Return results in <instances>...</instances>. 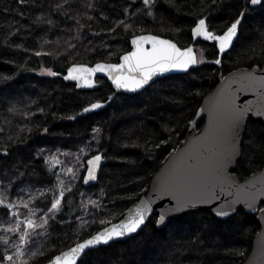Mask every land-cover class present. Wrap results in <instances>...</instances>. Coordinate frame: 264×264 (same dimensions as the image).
Wrapping results in <instances>:
<instances>
[{
	"label": "trees",
	"instance_id": "16d2710c",
	"mask_svg": "<svg viewBox=\"0 0 264 264\" xmlns=\"http://www.w3.org/2000/svg\"><path fill=\"white\" fill-rule=\"evenodd\" d=\"M62 2L31 0L21 4L19 0H0V129L3 130L0 147L7 145L10 152L7 157L0 153V177L18 179L11 188L14 196L6 195L19 203L17 193L24 189L27 194L30 186L36 197L32 203L38 216L41 210L47 211L53 196L59 195L57 178L50 171L59 173L65 185L71 187V192H65L62 211L56 213V220L49 221L51 227L44 237L32 234L36 243L30 245L28 264H45L53 255L101 229L99 219L81 227L77 216L91 220L81 208L82 199L86 202L91 198L107 205L109 211L102 218H112V222L120 219L138 200L169 151L182 142L203 96L227 72L256 65L249 57L264 48V7H252L247 0H216V3L179 0L180 11L170 9L161 0L156 22L141 13L131 21L134 32L129 30L127 34L123 26L115 32L109 29L125 18L126 8L131 15L142 3L69 0L64 10H58L56 5ZM89 3L94 8L87 7ZM60 11H67V16ZM241 12L246 15L238 27L234 47L223 53L220 64L214 63L219 58L215 42L193 41L191 29L195 21L206 18L211 30L222 34ZM37 17H42L44 22ZM140 33L167 37L180 47L193 44L196 51H203L205 61L187 73L159 78L132 95L115 92L102 77L96 79L98 86L92 90H77L73 83L63 79L73 63L117 62L130 49V38ZM69 44L75 48L69 49ZM37 51L46 54L36 56ZM263 63L261 60L260 65ZM42 69H51L58 75H47ZM94 102H106V105L78 115ZM11 107H15V113L9 112ZM25 113L34 115L26 119ZM45 127L49 129L47 133L43 131ZM94 128L101 129L99 143L92 139ZM253 139L257 141L255 146ZM162 140L167 143H161ZM262 142L264 124L249 119L241 144L242 154L234 169L238 178L262 168ZM86 144H90L91 150L85 149L84 164L90 156L103 152L104 163L96 183H84L85 168H78V163L74 169L79 178L73 179L67 171L74 162L69 156ZM41 150L63 153L61 168L52 167L48 161L46 164ZM41 192L47 194L43 203L39 199ZM80 193L86 195L82 198ZM88 208L95 212L92 206ZM19 211L22 216L29 215L27 209L21 207ZM6 212L7 209L0 207V222L4 226L10 219ZM156 218L157 215H152L138 234L89 252L86 264H241L260 227L255 214L243 209L223 222L203 209L170 219L159 228ZM1 232L0 241L1 235L12 242L18 236ZM12 246L0 242V256L7 249L13 251ZM231 249L242 254H232ZM33 251L36 256H32Z\"/></svg>",
	"mask_w": 264,
	"mask_h": 264
},
{
	"label": "snow or ice",
	"instance_id": "6c2138e0",
	"mask_svg": "<svg viewBox=\"0 0 264 264\" xmlns=\"http://www.w3.org/2000/svg\"><path fill=\"white\" fill-rule=\"evenodd\" d=\"M31 0H19V3H30ZM132 4L142 3V7L138 8L135 13L129 15V11L126 8L124 10L125 18L117 21L114 28L109 29V32H115L117 28L123 26L125 34L129 30H133V24L131 23L133 17L143 13L145 17L151 18L155 23L157 14L159 13V4L161 0H131ZM170 9H176L180 11L178 7L179 0H164ZM216 3V0H213ZM251 6L264 7V0H247ZM69 5V0H63L62 3L57 4L58 10H64L65 6ZM131 6V5H130ZM89 8H94V5L89 3ZM60 14L67 16V11H60ZM246 12H241L239 17L227 27L223 34H217L215 30H211V25L206 23V18H199L195 21V27L191 29V35L193 40L202 38L204 41H214L215 46L218 47L219 53L223 54L230 47H234V39L238 37V26L241 25L242 19L245 17ZM161 23L163 24V14L160 13ZM107 19V17H104ZM92 19V17H89ZM37 20L43 23L42 17H37ZM49 24L52 21H48ZM79 23V21H77ZM83 25H81V28ZM144 31L143 28L140 29ZM94 36L100 35V33H92ZM79 38V36L77 37ZM47 43V41H45ZM131 50L126 51L120 56L119 63H96L94 66H87L85 64L73 63L67 68V75L63 77L65 81H75L77 88H92L94 87L93 77L96 73H104L111 81L112 85L117 90H123L127 93H136L149 82H154V77L163 76L172 70H179L187 72L190 67L201 64L204 61L197 57L193 47L180 48L170 39H162L158 35H133L130 41ZM107 47V45H105ZM75 48V45L69 44V49ZM252 51H256L255 48ZM46 53L37 51L36 56H41ZM203 55V51L201 52ZM256 62V67H253L251 72L245 71L241 73L239 82L241 88L238 91L254 90L261 96H264V68H261L260 61L264 60V48L259 52H256L255 56L249 57ZM216 64H220L221 60L216 59ZM47 72L50 76H57L58 73L51 69H42V72ZM259 73V74H257ZM5 80L11 79V77H4ZM112 99V97H109ZM239 99L238 96L228 92H222L216 99V103L213 104L211 109L212 120L208 132L203 137H197L195 143L199 145V157L200 162L197 164H190L188 160L192 157H188L181 167L166 174V176L154 186V190L163 195H170L176 200L175 210L191 209L195 208L198 203H204L208 200H218L220 193L223 192L225 186L231 187L229 183L230 177L227 174V164L230 163L236 155H241L242 152L239 148L238 138L241 135L242 128L244 126L245 115L252 111L253 105L248 102L246 106H241L236 103ZM103 105L99 102L91 103L89 106L84 107L82 112L78 115H84L100 109ZM259 109L264 111V104L259 106ZM41 113L44 109H39ZM9 112L15 113V107L9 108ZM32 113H25V118H29ZM76 117H69V119H75ZM3 130L0 129V132ZM32 129H29L31 132ZM45 133L49 131L47 127L43 130ZM101 135L100 128L93 129V140H96ZM12 140V137H8ZM251 139V138H250ZM161 143H167V141H161ZM257 144L256 140H252V145ZM160 145H156L159 147ZM220 147L222 150L217 151ZM261 148L264 149V142L261 143ZM85 149H90V144L84 145L80 149V153L77 155L78 166L86 168L87 174L83 177L84 183L88 184L89 181H95L97 179V170L101 166L102 155L95 154L91 158L86 159V164L82 162V156ZM0 153L7 157L10 155L9 147L7 145L0 147ZM59 154V150H57ZM41 156L45 153L41 150ZM67 155V154H66ZM47 164V159H45ZM57 163H60L57 161ZM68 173L72 174L73 179L79 178L74 168H68ZM50 175H55L59 186V195L53 196L50 202V207L47 211H42L40 215H36V205L32 203L36 197L33 196V190L29 188L27 194L24 189H20L17 193L19 203L12 201L6 195V193L13 187V181L9 180L7 187H5L3 178H0V207L7 209L6 215L9 216V221L3 227V230L8 233L17 234L19 237V245L16 246L14 255L5 254L0 256V264H28L27 261L19 260L24 256V248L29 247V242L35 244L36 241L32 239V234L40 236L47 233V229L51 227L50 220H56V213L62 211V200L65 199V192H71V187L65 185L64 181L60 179L59 173L50 171ZM21 176L25 173H20ZM217 189L220 192H217ZM242 189L237 188V193ZM39 191V190H36ZM55 193V188L53 189ZM83 198L86 194L80 193ZM264 195V192L252 193L246 197L244 202L247 207L253 208L257 196ZM40 201L43 203L47 199V194L40 193ZM240 197L237 196L235 201H226V206L231 209L232 212L235 209L232 207L234 203L239 202ZM150 201L141 200L140 204L135 208L127 210V214L118 223H113L112 218H102L106 212H108L107 205L101 204L99 201L89 198L86 202L82 199L81 208L84 209L86 215L91 217V220H86L81 216H77L76 219L80 220L81 227L90 226L96 223L99 219V224L102 226L99 231L91 235L89 238L84 239L82 242L77 243L74 247L67 252H62L59 255H53L48 259V264H86L85 257L89 252L96 250L101 245H110L114 241H119L124 238H130L133 234H138L142 230V226H146V219L148 213H150ZM92 206L95 212L89 211L88 206ZM27 209L29 215L24 219H21L20 208ZM264 213V209H259ZM214 215L221 218L223 222L224 218L229 217L230 211L225 207H220L218 210L213 209ZM35 217V218H33ZM14 220L15 224L12 225L11 221ZM166 223L165 214H161L156 221L157 228ZM38 229L42 231H37ZM2 242L6 247L11 244V239L5 238ZM232 254H242L239 250H229ZM36 251L32 252V256H36ZM47 258V257H46Z\"/></svg>",
	"mask_w": 264,
	"mask_h": 264
},
{
	"label": "water",
	"instance_id": "95a60500",
	"mask_svg": "<svg viewBox=\"0 0 264 264\" xmlns=\"http://www.w3.org/2000/svg\"><path fill=\"white\" fill-rule=\"evenodd\" d=\"M249 5H250V3H249ZM193 27H195V25ZM149 34H152V33H140L137 35H149ZM152 35H156V34H152ZM158 36L162 39H169L167 37H163L160 35H158ZM132 38H133V36L130 38V41ZM196 40H203V39L197 38ZM196 40H193V41H196ZM235 40H236V38L234 39V42H235ZM173 42L176 43L175 41H173ZM177 46L180 47L178 44H177ZM186 47H193L194 52L196 53V55L198 57L197 51H196L193 44H190V45L185 46V47H180V48H186ZM130 50H131V44H130V49L128 51H130ZM123 54H121L120 56H122ZM222 55L223 54L219 53L218 59H220L222 57ZM120 56H119L117 62H110V63H119L120 62ZM96 63H109V62L98 61V62H95L92 64H86V63H76V64H85V65L91 67V66H94ZM195 67H197V65L190 67L189 70L194 69ZM253 67H256V65H253L251 67H238L236 69H233V70L227 72L216 82V84L213 86L211 91L203 96V98L200 102V105L198 106L196 113H195L193 119L191 120V122L187 128V131L185 133V136H184L182 142L176 148L171 149L169 151V153L165 156L162 163L159 165V167L152 174L146 188L144 189L142 194L139 196L138 200L135 202V204L132 207H130V208H135L137 205L140 204L141 200L150 201L151 202L150 207H151L152 211L150 213H148V218L146 219V223L152 215H157V218H156V221H157L159 216L163 213V214H165L166 222H167L170 219L180 217L181 215H183L185 213H188L191 211H196L198 209L206 210V211H208L214 215L213 209L218 210L220 207H225L226 210L230 211L231 214L229 216L234 214L238 209H243L244 211H246L248 213L255 214L256 219L258 220L260 227H259L257 234L252 239L251 247H250L248 254L244 258V260L241 262V264H264V213H262L259 210V209H264V195L257 196L256 201H255V206L253 208L247 207L245 202H244L245 198L250 196L252 193L264 192V164H263L261 169L254 171V172L250 173L248 176L240 179L234 173V169L236 167L237 161L239 160V158L241 156V155H236L233 158V160L227 164V174L230 177L229 183L232 186L231 187L225 186L223 192L220 193V198L218 200H208L204 203H198L195 208H191V209H180V210L174 211V209L176 208V200L173 199L170 195H163V194L156 192L154 190V186L157 185L166 176V174L177 169L178 167H181L184 164V161L188 157H192V159L188 160V163H190V164H197L200 162L199 151H201V149H199V145H197L195 143V141H196L197 137H203L208 132L210 122L212 120L211 109L213 107V104L216 103V99L218 98V96L222 92L230 91L231 93L238 96L239 99L236 100V103L238 105H241L242 107L246 106L248 102H251L253 105L252 111L248 112L244 117V126L242 128L241 135L238 138L240 151H241V144H242V140H243V136H244L245 127H246L248 120L252 118L254 120H259L264 124V111L259 109V106L264 104V96H261L257 91H254V90L238 91V89L241 88V84L239 82V78H240L241 73H243L245 71L251 72ZM260 67L264 68V63L262 65H260ZM187 72L179 71V70H172V71H169L168 73L164 74L163 76L154 77V82L159 78H164V77L169 76V75L182 74V73H187ZM257 74H259V73H257ZM65 75H67V69H66V72L64 73L63 77ZM99 77L104 78L108 83H110L115 92L125 93V94H129V95L141 92L146 87H148L149 85L154 83V82H149V85H146L144 87V89H142L136 93H127V92H124L123 90H117L115 88V86L112 85L111 81L108 79L106 74L96 73L95 76L93 77L94 87H92V88H77L75 86V88L77 90L96 89L98 86L96 79ZM67 82H71L74 85L76 83L75 81H67ZM94 103H96V102H94ZM99 103H101L103 105L101 108H103L106 105V102H99ZM89 105H87V106H89ZM97 110H99V109H97ZM220 150H222V148L218 147L217 151H220ZM97 154H101L103 157V152H99ZM89 158H91V156ZM103 163H104V159L102 158L101 166L97 170V179L95 181H89V183H96L97 182L98 176H99V173H100V170H101ZM86 174H87V172H86V168H85V175ZM238 187L242 189L239 193H237ZM217 192H220V190L217 189ZM237 196L240 197V200H239V202H236L233 204L232 207L235 209V211L232 212L231 209L227 208L225 202L226 201H228V202L235 201L237 199ZM126 214H127V211L123 214V216L120 219H118L117 221H114L113 223H118L119 220L123 219L124 215H126ZM219 219H221V218H219ZM224 219H226V218H224ZM163 225H161L160 227H162ZM156 226H157V224H156ZM99 230H97V231H99ZM96 232L92 233L91 235L95 234ZM133 235H135V234H133ZM90 236H88L84 239H87ZM84 239L78 241L77 243L82 242ZM125 239H127V238H124L121 240H125ZM77 243H75L74 245L62 250L61 252L57 253L56 255H59L62 252L69 251V249L74 247ZM101 246H106V245H101ZM45 264H48V262H46Z\"/></svg>",
	"mask_w": 264,
	"mask_h": 264
},
{
	"label": "rangeland",
	"instance_id": "374dc122",
	"mask_svg": "<svg viewBox=\"0 0 264 264\" xmlns=\"http://www.w3.org/2000/svg\"><path fill=\"white\" fill-rule=\"evenodd\" d=\"M197 54H198V58H200V59H202L203 61H205V59L202 57V55H201V51H200V49H197ZM199 65V64H198ZM45 74H47V72L45 71L44 72ZM48 75V74H47ZM80 153V149L78 150V151H75L73 154H71L69 157H72L73 158V160H74V162H72L70 165H68V168H74L75 167V165L78 163V161H77V155ZM45 159H47V161H48V163L52 166V167H58V168H61V165H62V161H63V157H64V154L63 153H60L59 152V154H57V152H47V153H45ZM57 161H59L60 163H57ZM78 168H81L82 169V167H79L78 166ZM85 171V170H84ZM1 178V177H0ZM9 178H7V179H5L4 180V184H5V187H7V185H8V182H9ZM16 180H18V179H12L11 181H13V183H14V181H16ZM27 187H29L30 188V186H27ZM7 194L8 195H13L14 196V192L13 191H11V189L7 192ZM28 214V213H27ZM28 216V215H27ZM26 216H20V218L21 219H24ZM33 218H35V217H33ZM13 224H15V221L14 220H12L11 221ZM0 224H1V226L0 227H4V225H3V223L2 222H0ZM0 231H2L1 233H4V234H7L4 230H3V228H0ZM38 231H42V230H40V229H38ZM44 235L45 234H42V235H40V236H42V237H44ZM35 236V235H34ZM1 237H2V239H5V238H7L6 236H2L1 235ZM29 244L31 245L32 244V242L30 241L29 242ZM10 245H13L12 246V250L13 251H10V250H8L7 249V254H10V255H14L15 254V251H16V246H18L19 245V237L17 236L14 240H13V242H11V244H9L8 246H10ZM31 249H30V246L29 247H25L24 248V252H25V254H24V256H22V257H20L19 258V260H23V261H27V256H28V254L31 252L30 251ZM18 264H19V262H18Z\"/></svg>",
	"mask_w": 264,
	"mask_h": 264
},
{
	"label": "flooded vegetation",
	"instance_id": "af4514ba",
	"mask_svg": "<svg viewBox=\"0 0 264 264\" xmlns=\"http://www.w3.org/2000/svg\"><path fill=\"white\" fill-rule=\"evenodd\" d=\"M239 27V26H238ZM260 66V65H259Z\"/></svg>",
	"mask_w": 264,
	"mask_h": 264
}]
</instances>
